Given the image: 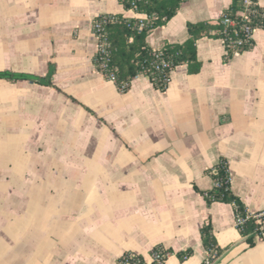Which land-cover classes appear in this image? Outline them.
Listing matches in <instances>:
<instances>
[{"label": "crops", "instance_id": "1", "mask_svg": "<svg viewBox=\"0 0 264 264\" xmlns=\"http://www.w3.org/2000/svg\"><path fill=\"white\" fill-rule=\"evenodd\" d=\"M229 3L183 0L146 42H180ZM113 13L143 16L119 0H0V71H52L49 85L0 78V264H116L125 251L150 264L154 246L171 252L162 264H264V232L204 196L223 158L243 208H264V28L227 58L201 36L196 73L181 63L162 90L137 74L120 91L93 63V19Z\"/></svg>", "mask_w": 264, "mask_h": 264}, {"label": "trees", "instance_id": "2", "mask_svg": "<svg viewBox=\"0 0 264 264\" xmlns=\"http://www.w3.org/2000/svg\"><path fill=\"white\" fill-rule=\"evenodd\" d=\"M124 8H132L143 16L126 18L120 13L99 14L94 17L92 23H97L93 32L106 40V45L101 53L93 57L95 67L103 74L111 71L114 74V83L118 88L126 83L123 90H126L129 81L137 74L148 77L152 84L162 90L166 87L169 80L170 70L177 64L185 63L188 73H196L199 70L200 62L196 56V40L201 36L221 37L225 26L221 23V16L226 15L239 21L241 13L246 14V22L252 27L264 28V10L251 0L245 6L243 0H230L228 7L224 10L220 18L214 22L196 21L187 22L186 29L188 36L180 42H164L159 48H151L146 42V36L156 26L168 20L178 9L183 0H119ZM142 21V26L138 28V22ZM227 34L233 37L232 31L226 29ZM235 36V35H234ZM251 39L236 46V51H242L249 47ZM233 50L226 48L225 57H229ZM160 59L167 61L166 67H155ZM101 63L104 66H101ZM51 69L43 77L14 73L8 70L0 71V78L12 79H32L51 84ZM212 177V187L205 193L207 202L220 200L232 203L235 212H243V205L240 200L232 194L229 183V172L226 161L220 158L219 161L208 169ZM248 229H256L251 222H246L240 230L246 232ZM202 245L207 250L219 253L215 239L212 235L209 222L204 223L199 228ZM162 249L154 246L150 250V255ZM170 251V250H167ZM179 254V253H178ZM181 257L186 254H179ZM130 262L139 259L145 263L144 258L135 252L125 251L116 260V264H124L125 260ZM164 260V259H163ZM163 260L151 259L150 264H162Z\"/></svg>", "mask_w": 264, "mask_h": 264}, {"label": "built area", "instance_id": "3", "mask_svg": "<svg viewBox=\"0 0 264 264\" xmlns=\"http://www.w3.org/2000/svg\"><path fill=\"white\" fill-rule=\"evenodd\" d=\"M245 6H247L248 4L251 3V0H243ZM221 23L225 26L224 30H223V34L221 37H219L223 44L225 49L226 48H230L233 51H236L234 48L236 46L242 45L243 42L248 41L251 39V34L254 28L250 27L247 22H246V14L243 11L241 13V17L239 19V21H237L236 19L230 18L226 15H222L221 16ZM142 21L138 22V28H140L142 26ZM97 27V23H92V30L93 28ZM226 29L232 31L233 33V37H231L229 34H227ZM94 33V32H93ZM96 40H97V49H96V53H101L106 45V40L99 38V36L97 34H95ZM235 35V36H234ZM167 61L164 59H160L159 63L155 65V67H166L167 66ZM101 66H104L103 63H101ZM103 74V73H102ZM104 77L112 80L114 82V74L111 71L105 72V74H103ZM136 76V75H135ZM126 85V83L120 85L118 87V89L120 91L123 90V87ZM214 184H216V182H212ZM246 222H251L256 226V230L258 232H264V208L261 209H257V210H247V209H243V212H235L234 213V224L238 227V228H242V226L246 223ZM171 252L167 251V250H158L156 251L154 254L150 255V260L151 259H156V260H163L165 259ZM183 257H185V255H183ZM209 259L206 258L204 263H208ZM124 264H147V261L141 262L139 259H136L132 262H130L129 260H125Z\"/></svg>", "mask_w": 264, "mask_h": 264}]
</instances>
